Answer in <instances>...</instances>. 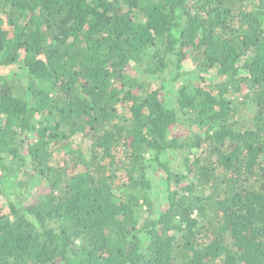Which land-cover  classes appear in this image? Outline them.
<instances>
[{
	"label": "trees",
	"instance_id": "16d2710c",
	"mask_svg": "<svg viewBox=\"0 0 264 264\" xmlns=\"http://www.w3.org/2000/svg\"><path fill=\"white\" fill-rule=\"evenodd\" d=\"M14 62L0 264H264V0H0Z\"/></svg>",
	"mask_w": 264,
	"mask_h": 264
},
{
	"label": "rangeland",
	"instance_id": "374dc122",
	"mask_svg": "<svg viewBox=\"0 0 264 264\" xmlns=\"http://www.w3.org/2000/svg\"><path fill=\"white\" fill-rule=\"evenodd\" d=\"M15 63V64H14ZM13 64H8L4 66H0V79L2 78H22L24 77L25 70L22 68H18L17 62H14ZM183 70H189L193 71L195 69V65L192 61V59L188 58L183 63ZM212 71L202 72L203 75H212ZM227 95L232 96L233 93L230 92ZM253 106L250 104L247 106V112L252 113ZM176 134L179 136H187L189 135L190 131L185 126H179L176 127L175 130ZM194 153H199V150H192ZM184 153H179V155H175L171 157L169 160V165L171 167V170L173 172H181L185 173V166L182 162V157ZM192 156V155H190ZM151 152L146 154V177L150 182V188L147 192L148 198L152 201L153 206L155 209H163L166 205L165 202V193H166V174L162 168L156 165L152 158ZM38 185V184H37ZM36 185V186H37ZM38 189V190H37ZM47 186L44 184H41L39 187L32 190L34 191H40V192H47ZM38 192V193H40ZM5 197L0 196V203L1 205H5Z\"/></svg>",
	"mask_w": 264,
	"mask_h": 264
}]
</instances>
